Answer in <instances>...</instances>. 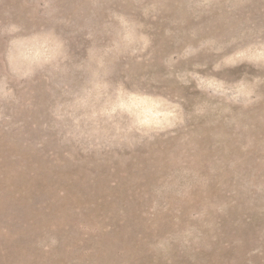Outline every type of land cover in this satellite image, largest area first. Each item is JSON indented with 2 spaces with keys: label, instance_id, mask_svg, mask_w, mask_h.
<instances>
[{
  "label": "rangeland",
  "instance_id": "obj_1",
  "mask_svg": "<svg viewBox=\"0 0 264 264\" xmlns=\"http://www.w3.org/2000/svg\"><path fill=\"white\" fill-rule=\"evenodd\" d=\"M116 15L150 45L108 57L113 90L165 97L183 122L123 142L111 138L126 114L89 122L103 145L92 148L54 113L96 70L89 50L119 39ZM49 32L68 59L17 78L10 41ZM208 41L222 51L168 64ZM260 44L264 0H0V83L12 92L0 97V264H264V64L214 71ZM36 51H17L18 64ZM195 65L226 86L261 83L250 103H228L179 78Z\"/></svg>",
  "mask_w": 264,
  "mask_h": 264
},
{
  "label": "clouds",
  "instance_id": "obj_2",
  "mask_svg": "<svg viewBox=\"0 0 264 264\" xmlns=\"http://www.w3.org/2000/svg\"><path fill=\"white\" fill-rule=\"evenodd\" d=\"M154 10L155 6L151 11ZM145 14L147 15L148 12ZM114 18L119 24V39L111 47L89 50V58L96 64V70L92 72L90 80L81 92L75 94L69 103L58 105L54 113L56 119L61 122L71 121L66 137L69 141L74 140L79 143L87 140L89 147L92 148H100L103 145L98 138L99 125L97 124L92 130H87L89 122L95 124L103 119L105 123H110L126 114L129 117L127 126L121 127L119 124H114L116 134L111 138V141L120 142L127 141L134 135L150 136L153 133L167 131L183 122L180 107L165 97L132 93L123 84L113 90L107 80L108 57L114 53L123 54L125 52L135 56L150 45L149 37L137 34L136 26L125 17L116 15ZM7 31L13 34L18 32L19 28L11 25ZM214 46L215 41L202 43L199 48L189 46L182 53L170 57L168 64L171 66L180 60H187L206 47L214 48L216 52L222 51L221 48ZM25 47H31L32 50L38 48V51L33 56L25 57L26 63L18 64L16 52ZM7 59L12 73L19 79H27L34 73L36 66L49 65L59 68L68 59V54L64 42L54 32H49L42 36L10 41ZM245 61L253 65L264 64V44L225 57L214 66V71H221L224 67H236L238 63ZM200 67V65H195L193 71L184 73L179 78L182 80L190 78L191 81L196 82L199 90L213 96L223 97L228 103H250L255 94V88L261 83L260 80H256L253 83L240 82L234 86H226L224 82L216 78L203 77L195 70ZM11 96V90L5 84L0 83V97L7 99ZM79 113H84V115H79ZM82 124L85 126L82 127ZM94 139L95 143H92Z\"/></svg>",
  "mask_w": 264,
  "mask_h": 264
}]
</instances>
